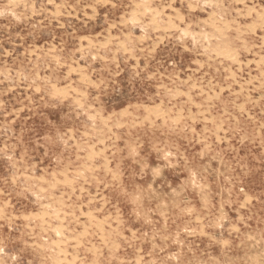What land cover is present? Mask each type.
<instances>
[{
	"label": "rangeland",
	"instance_id": "rangeland-1",
	"mask_svg": "<svg viewBox=\"0 0 264 264\" xmlns=\"http://www.w3.org/2000/svg\"><path fill=\"white\" fill-rule=\"evenodd\" d=\"M262 19L0 0V264H264Z\"/></svg>",
	"mask_w": 264,
	"mask_h": 264
},
{
	"label": "bare ground",
	"instance_id": "bare-ground-1",
	"mask_svg": "<svg viewBox=\"0 0 264 264\" xmlns=\"http://www.w3.org/2000/svg\"><path fill=\"white\" fill-rule=\"evenodd\" d=\"M98 1V0H97ZM107 3V2H106ZM105 3V4H106ZM104 4V3H103ZM89 6V5H88ZM94 8V7H93ZM253 9V8H252ZM150 10V9H149ZM152 10V9H151ZM252 11V10H251ZM253 11H255V10H253ZM88 12V11H87ZM94 13V12H93ZM93 13H92V16H93ZM256 13H257V11H256ZM138 14H140V13H138ZM160 14V13H159ZM251 14V13H250ZM95 15V14H94ZM257 15V14H256ZM90 16V15H89ZM143 16V15H142ZM182 16V15H181ZM251 16V15H250ZM261 19V18H260ZM183 20V19H182ZM262 20H264V19H262ZM133 21V20H132ZM132 23H134V22H132ZM170 24V23H169ZM209 24V23H208ZM211 24V23H210ZM256 24V23H255ZM263 25V24H262ZM111 26V25H110ZM253 26V25H252ZM255 28V27H254ZM252 29V28H251ZM157 30V29H156ZM177 30V29H176ZM214 31V30H213ZM199 34H202V33H199ZM224 37V36H223ZM115 38V37H114ZM264 40V39H263ZM87 41H89L90 42V40H87ZM112 43V42H111ZM92 53V52H91ZM218 53V52H217ZM229 53V52H228ZM227 53V54H228ZM224 55V54H223ZM221 56V55H220ZM234 57H235V55H234ZM226 59V58H225ZM264 60V59H263ZM235 61H236V59H235ZM251 64V63H250ZM249 97V96H248ZM102 141V140H101ZM59 190V189H58ZM63 260V259H62Z\"/></svg>",
	"mask_w": 264,
	"mask_h": 264
}]
</instances>
